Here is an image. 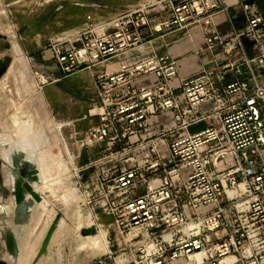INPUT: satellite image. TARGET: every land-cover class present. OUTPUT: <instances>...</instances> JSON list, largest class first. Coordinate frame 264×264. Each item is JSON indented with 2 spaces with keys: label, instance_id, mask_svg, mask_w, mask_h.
I'll return each instance as SVG.
<instances>
[{
  "label": "built area",
  "instance_id": "2783aa9c",
  "mask_svg": "<svg viewBox=\"0 0 264 264\" xmlns=\"http://www.w3.org/2000/svg\"><path fill=\"white\" fill-rule=\"evenodd\" d=\"M219 5L140 0L98 22L87 17L46 39L41 53L59 75L25 55L37 91L91 73L95 96L77 121L94 123L59 141L80 206L109 218L106 250L81 264H264V51L248 57L242 42L258 45L264 17L241 2L246 27L223 38ZM173 32L195 33L196 53L220 49L223 58L178 79L160 42ZM146 77L152 84L140 85ZM164 114L171 125L153 131ZM84 149L99 156L75 165Z\"/></svg>",
  "mask_w": 264,
  "mask_h": 264
},
{
  "label": "rangeland",
  "instance_id": "374dc122",
  "mask_svg": "<svg viewBox=\"0 0 264 264\" xmlns=\"http://www.w3.org/2000/svg\"><path fill=\"white\" fill-rule=\"evenodd\" d=\"M0 1L7 5V7L3 9V15L11 22L12 28L15 31V39L13 40L17 42L19 49L25 55L31 57L35 62L42 64L45 67L46 73L53 71L56 75L59 74L52 68L51 61L47 59L46 55L41 53L45 47L46 39L48 37L58 33L75 31L81 28L86 22L87 17H90L93 22H98L110 16L116 9H124L126 7L134 6L140 2V0ZM93 4H95L96 7H92L94 6ZM8 36H10V34H8ZM12 56V52H8L7 57H9V62H11V59L13 58ZM27 70L28 66L22 69L21 65L20 73H28ZM87 75V71H81L61 78V80L56 84L46 85L41 91H37L35 89L36 94L40 93L44 97L43 100L39 97H35L36 101L34 110L36 111L34 115L36 117V123L38 124L40 121L39 125L43 124L44 121L41 120L44 117H47L45 121L48 123L51 122L50 126L52 131L50 129V131L45 130V133L48 134L47 139L49 143H51L52 140L55 141V137H57L61 142L62 137H69L70 134L74 135L75 132L84 133L94 123V120L77 121L78 118L87 112L90 107V99L95 96V88L92 78L90 77V84L87 79ZM21 78H23L22 75L20 76V80L22 81L23 79ZM13 87L19 88L17 83H15ZM18 93L19 95H16H18L19 98L21 96L22 99H28L30 95V98H33L32 94L23 96L20 91ZM70 97L73 98L72 102L69 101ZM13 111L14 110H12V112ZM2 123L3 122H0V133H5V126ZM64 123H67L70 126L67 125L68 127L65 128V130L64 128L58 129L60 126L59 124ZM202 125L203 123L198 124L191 127L189 130L191 131L197 129L198 127H202ZM3 137L4 139L9 137L12 138L13 135H7V133H5ZM98 156L99 151L97 149H84L81 151L80 157L75 159L74 163L75 165L84 164L89 158L90 160L96 159ZM58 157L57 153L50 154V161H47L48 164L43 160L44 158H40V164L42 167L37 165L39 167L38 169L41 170L43 168L48 171L53 170L57 174L59 167H56V162L59 161ZM34 162H29V165H31L32 168H34ZM5 167L6 165L4 164V170L6 173ZM97 170H99V166L88 170L84 175V181L88 180V176ZM35 172L38 173L36 169ZM65 173L59 180L60 182L58 181V183H55L52 181L54 183L53 185H56V191H52V194L54 193L53 195L50 194L51 192L49 194H45L46 197L49 195L47 199L50 200H47L44 196L40 201L41 203L39 202L40 204L36 203L33 209L31 206L29 207L28 214L30 213L31 220L28 221L30 222L27 221L28 224L26 223L21 230L20 226H15L16 228L18 227L17 229L20 231L25 229V232L23 233L24 237L19 241L22 246L21 256L24 255L23 258H25L22 259V264H35L38 260H40V258H42V256L44 257V255L39 254V252L45 235L51 228V237L49 239L47 249V264H67V262H72L73 264L79 262L81 264L96 254L106 250L104 234L107 235L106 224L109 222V218L101 215V213L97 210L92 211L90 208L81 207V196L78 192L77 194H73L74 196L72 195V198L70 197L67 200L68 202L64 201L66 199V193L74 191L72 189L74 188L76 181L71 174ZM6 187L7 190L3 196L1 195L0 197V206L3 205L8 208V216H6L10 219L9 223H11L14 211L13 198L11 195V186L8 185ZM60 194L65 196L63 197ZM50 196L55 197L56 199H51ZM44 198L45 201L47 200L46 202H50L46 203ZM42 201H44V203H42ZM38 204L42 208L38 206ZM95 212L98 213L97 216L99 221H95L94 219ZM4 217L5 216L3 214L1 217L2 220H7V217ZM56 222L59 223L57 224ZM98 223L103 224L101 228H99ZM11 224H13V222ZM83 230L87 232L82 234ZM29 240H31V242L28 245ZM27 245L29 253L25 255L24 251L25 248H27ZM42 252L43 251H41V253ZM57 254H61L60 260H58Z\"/></svg>",
  "mask_w": 264,
  "mask_h": 264
},
{
  "label": "crops",
  "instance_id": "0c3cea01",
  "mask_svg": "<svg viewBox=\"0 0 264 264\" xmlns=\"http://www.w3.org/2000/svg\"><path fill=\"white\" fill-rule=\"evenodd\" d=\"M219 2H220V5L218 7V12L214 16V22H215V26L217 28L218 33L223 38L230 36L234 32H240L245 29L246 15L240 5L241 2H245V3L252 5V7L256 9L262 17H264V0H219ZM5 7H7V5L0 1V122H3L2 124L5 126V130H6L5 133H7V135L12 134L13 137L11 139H8V138L4 139L3 135L5 133L4 132L0 133V197L1 195L3 196V194L7 190L6 186L10 185L12 189V185L14 182V180L12 182L13 174L11 173V170L12 171L14 170L11 167L10 155L12 153H15L18 156L19 161L21 163L22 162L29 163L30 161L34 162L35 158L37 157H36V151L33 147H35L36 145H40L41 148L42 147L45 148L47 143L48 145L53 144L52 142L49 143L46 141L48 134L45 133L44 122L47 117H45V119L43 118L44 119L43 124L39 125L40 121L38 124L36 123V117L34 115L36 111L34 110L35 101H36L35 97L37 98L39 97L42 100L44 99V97L39 92H38L39 94H36V91L34 89L35 82L33 81V79L29 77V74L20 73L21 65L23 69L26 66H28L27 71L29 72V63L27 62L24 53L19 49L18 47L19 45L17 44V42L13 40L15 39L14 38L15 31L12 28L11 22L7 18H5L3 15V12H4L3 9H5ZM8 34H10V36H8ZM258 34H259L258 45H256L254 41L249 40L247 38L242 39L244 53L248 57H252L256 55L259 49L264 51V27L259 28ZM10 40H13V41H10ZM160 42L163 44H168L167 47L162 49L163 52L168 53L173 59L177 61L178 79L182 77H187L195 72L200 71L201 69L205 67L206 68L211 67L213 64V61H212L213 58L217 60H221L223 58V54L221 53L220 49H215L212 54H209L207 52H203L200 54L196 53V49L200 45L201 40L199 36L195 35V33L193 37H191V36H188L187 34H183L182 32H173V33H170L164 36L163 39L160 40ZM10 51L13 54L12 56L13 58L11 59V62H9V57H7V54ZM14 58L16 59V61L19 60V62L18 61L16 62ZM21 63H24V65ZM21 75L22 77H24L22 78L23 79L22 81L20 80ZM90 77H91V73L88 72L87 79L89 80V83L91 84ZM228 78L231 79V76H229ZM178 79H175L173 81V84H176L178 82ZM153 80H154L153 77H146L140 80L139 84L144 85V86H149L152 84ZM15 83H17L19 88L13 87ZM19 91L23 96L32 94L33 98H30V99L23 98L22 99L21 96L19 98L18 95H16L17 94L16 92H19ZM10 94L13 97H10ZM6 97L14 98L13 99L14 101H11L9 98H6ZM33 104L34 106H32ZM210 108H211V105L206 104L200 109L201 111H203V110L210 109ZM12 110L14 111L12 112ZM171 123L172 121H171L170 115L164 114V115L154 117L151 120V127L153 131H156L160 129V127H163V128L168 127L169 125H171ZM46 130L48 131L47 126H46ZM54 143L60 144L59 139L57 137H55ZM39 157L42 158L40 154H39ZM4 164L6 165L5 169H6L7 174L5 173V170H4ZM34 206L35 205L33 204L31 208H33ZM3 214L5 217L8 216V208L1 205L0 206V264H22L23 262L22 259H25L23 258L24 255L21 256L22 246L20 245L19 240H16L17 238L14 232L9 229L7 230L12 233L15 239V242L18 246L17 256L12 257L6 250L5 243L3 240V234L6 230L3 229L4 221L1 219V216H3ZM15 218H16V210L14 209L13 217L11 218L13 224H11L12 223L11 222L10 223L11 226L20 225L18 223H15ZM9 220L10 219H8L7 217L6 221L8 223H9ZM25 224H21L20 226L23 227V225ZM48 233H49V230L47 231V234ZM47 234L45 235V238L47 237ZM50 235H51V232H50ZM50 237L46 239L44 238L42 247L39 252V254L44 255V257L42 256V258H40V260H38L35 264H47L46 258L48 254L46 250L47 249L46 245L48 246L47 243H49L48 240ZM1 240H2V243H1ZM30 242L31 240L28 241V245L30 244ZM28 245L24 251L25 255L29 253ZM42 249H43V252L41 253ZM57 258L58 260H60L61 254H57ZM70 264H73V263L70 262ZM74 264H80V263L78 262Z\"/></svg>",
  "mask_w": 264,
  "mask_h": 264
},
{
  "label": "bare ground",
  "instance_id": "6f19581e",
  "mask_svg": "<svg viewBox=\"0 0 264 264\" xmlns=\"http://www.w3.org/2000/svg\"><path fill=\"white\" fill-rule=\"evenodd\" d=\"M25 55V54H24ZM20 56V55H19ZM18 56V57H19ZM22 57V56H21ZM25 58H26V56H25ZM15 59V58H14ZM24 60V59H23ZM26 60H27V58H26ZM15 61H16V59H15ZM18 62H19V60H17ZM16 61V62H17ZM21 62V61H20ZM28 62V61H27ZM29 63V62H28ZM17 64V63H16ZM21 64H23L24 65V63H21ZM13 67V66H12ZM29 67H30V63H29ZM17 69V68H16ZM15 69V70H16ZM23 69V68H22ZM19 73V72H18ZM14 74V73H13ZM23 75V74H22ZM17 76V75H16ZM24 78V77H23ZM22 79V78H21ZM31 86V85H30ZM18 95H19V93L18 92H16ZM10 97H13V96H11V94H10ZM6 98H9V97H6ZM30 98V97H29ZM11 101H14L13 99L14 98H9ZM29 101V100H28ZM30 102V101H29ZM26 103V102H25ZM8 104V103H7ZM11 104V103H10ZM29 104H31V103H29ZM37 105V104H36ZM30 106V105H29ZM32 106H34V104L32 105ZM40 106V105H39ZM38 106V107H39ZM26 108V107H25ZM40 108V107H39ZM33 109V108H32ZM23 111V110H22ZM16 112V111H15ZM15 114V113H14ZM17 114V113H16ZM45 115V114H44ZM12 116H13V114H12ZM44 117V116H43ZM44 119H45V117H44ZM44 119H42L41 121H44ZM47 119V118H46ZM50 120V119H49ZM48 120V121H49ZM51 123V122H50ZM50 123H48L47 121H45L44 122V124H45V130H46V126H47V128H48V130L49 129H51V124ZM53 124V123H52ZM58 125V124H57ZM60 126L58 127V128H61V124H59ZM54 128V127H53ZM57 128V127H56ZM51 131H52V129H51ZM9 135V134H8ZM6 137V136H5ZM50 138V137H49ZM8 139H11V137H9ZM47 142H48V139L46 140ZM14 142V141H13ZM53 144H50V145H48V143H47V145H46V147L45 148H41V146L40 145H36L35 147H33L34 149H35V151H36V157L37 158H35V162H34V169H36L37 171H38V173H36L37 175H36V179L34 180V181H29V182H27L28 183V185H29V187H30V191H26V190H24L23 191V195H22V200L19 202L20 204H18L17 202H15V200L13 199V205H14V209L16 210V218H15V223H18V224H25V223H27L28 224V222H30V221H28V220H31V216H30V213L28 214V209H29V207L30 206H32L33 204L35 205V203H39L40 201H41V199H43V197L45 196V194H49L50 192V194H52V191L54 190V191H56V188H55V186L56 185H53L54 183L53 182H55V183H58V181L61 179V177L64 175V173L70 168V166H69V162L66 160V157H65V155H64V152H63V150H62V148L60 147V144H57V143H54L55 141L54 140H52L51 141ZM7 143V142H6ZM25 148V147H24ZM32 148V149H33ZM24 152V151H23ZM54 153H57L58 154V160L59 161H57L56 162V167L58 166L59 168H60V171H59V168H58V171H57V174L53 171V170H51V171H48V170H45V169H38L39 167H42L41 166V164H40V157H39V154L41 155V157H42V159L44 160V161H50L49 159V155L50 154H54ZM29 156V155H28ZM35 156V155H34ZM53 160V159H52ZM29 162V161H28ZM42 163V162H41ZM52 163V162H51ZM47 164H48V162H47ZM46 164V165H47ZM37 165H39V167L37 166ZM10 170V169H9ZM70 170V169H69ZM16 170H14V171H12L11 170V173L13 174V179H12V182H13V180H14V182H13V185H12V189H11V194H12V192L14 191V185H15V183H17V182H19L20 183V180H21V182L22 181H25V179L24 178H21L18 174H17V171L15 172ZM40 173V174H39ZM7 174V173H6ZM50 180H51V182H50ZM53 181V182H52ZM60 182V181H59ZM64 183V182H63ZM65 184V183H64ZM65 186V185H64ZM63 186V187H64ZM34 188V189H33ZM59 188V187H58ZM64 189H65V187H64ZM63 190V189H62ZM73 190V189H72ZM64 191V190H63ZM65 192V191H64ZM61 193V192H60ZM68 193V194H67ZM66 193V196L65 195H63V194H60V195H62L63 197L65 196L66 197V199L64 200L65 202H68L67 200L73 195V194H75L76 192H74V191H69V192H67ZM33 194L35 195V196H33ZM54 194V193H53ZM52 194V195H53ZM57 194V193H56ZM48 197H49V195H47ZM62 196H60V197H62ZM74 196V195H73ZM48 197H46L45 196V198L47 199ZM51 197V196H50ZM59 197V196H58ZM13 198V197H12ZM45 198H44V201H45ZM54 199L55 197H51V199ZM72 198V197H71ZM56 199V198H55ZM47 200H50V199H47ZM46 200V201H47ZM44 201H42V203H44ZM45 201V202H46ZM48 202H50V201H48ZM48 202H46V203H48ZM41 203V202H40ZM39 203V204H40ZM38 204V206H40ZM65 204V203H64ZM26 206V208H25V211H23V212H21V207H23V206ZM48 205V204H47ZM42 206H43V204H42ZM45 206V205H44ZM41 207V206H40ZM42 208V207H41ZM33 209V208H32ZM39 209V208H38ZM41 210V209H40ZM31 212V211H30ZM6 213V212H5ZM7 215V214H6ZM36 216V215H35ZM2 217V216H1ZM2 219V218H1ZM4 219V218H3ZM59 220V219H58ZM28 221V222H27ZM3 222V221H2ZM33 222V221H32ZM57 223V222H56ZM59 223V222H58ZM57 223V224H58ZM35 224H36V221H35ZM20 225H18V226H20ZM17 226V225H16ZM24 226V225H23ZM21 227V226H20ZM37 227V226H36ZM53 227H54V225H53ZM18 228V227H17ZM15 226H11L10 225V223H8L6 220H4V222H3V229L4 230H6L4 233H6V232H8V230L7 229H9V230H12L13 232H14V234H15V236H16V240H21L22 239V237H23V233L25 232V229L23 230V231H20L21 229H23V227H21L20 228V230H18ZM40 229V228H39ZM38 229V230H39ZM52 229V228H51ZM51 229L49 230V233L47 234V237L46 238H48V237H50L51 235H50V232H51ZM20 231V232H19ZM38 232V231H37ZM11 233V232H10ZM62 233V232H61ZM50 235V236H49ZM45 238V239H46ZM50 239V238H49ZM47 241V240H46ZM49 241V240H48ZM47 244H49V243H47ZM32 245V244H31ZM46 245V244H45ZM18 247V246H17ZM42 247V246H41ZM46 248L48 249V246L46 245ZM46 249V250H47ZM42 251H43V249H42ZM48 252V251H47ZM20 253H21V251H20ZM6 254V253H5ZM8 254V253H7ZM45 254V253H44ZM5 256H7V255H5ZM9 257V256H8ZM60 257V256H59ZM7 259V258H6Z\"/></svg>",
  "mask_w": 264,
  "mask_h": 264
},
{
  "label": "water",
  "instance_id": "95a60500",
  "mask_svg": "<svg viewBox=\"0 0 264 264\" xmlns=\"http://www.w3.org/2000/svg\"><path fill=\"white\" fill-rule=\"evenodd\" d=\"M10 160H11V167L13 170L17 171V174L21 177L24 178L25 181L20 180V183L17 182L14 185V191L12 192V197L15 200V202H17L18 204H20L19 202L22 200V195H23V191H30V187L28 185V181H34L36 179V172L35 169L32 168L31 165H29V163L26 162H20L18 156L15 153H12L10 155ZM33 196H35L33 194ZM26 206L24 205L23 207H21V212L25 211ZM87 231H82V234H84ZM3 240L5 243V247L7 252L12 256V257H16L17 253H18V248H17V244L15 242V239L12 235V233H10V231L6 232L3 234Z\"/></svg>",
  "mask_w": 264,
  "mask_h": 264
}]
</instances>
